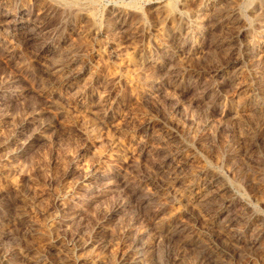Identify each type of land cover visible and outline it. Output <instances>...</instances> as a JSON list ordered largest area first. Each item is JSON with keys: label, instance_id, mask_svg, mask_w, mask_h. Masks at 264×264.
<instances>
[{"label": "rangeland", "instance_id": "374dc122", "mask_svg": "<svg viewBox=\"0 0 264 264\" xmlns=\"http://www.w3.org/2000/svg\"><path fill=\"white\" fill-rule=\"evenodd\" d=\"M0 264H264V0H0Z\"/></svg>", "mask_w": 264, "mask_h": 264}, {"label": "bare ground", "instance_id": "6f19581e", "mask_svg": "<svg viewBox=\"0 0 264 264\" xmlns=\"http://www.w3.org/2000/svg\"><path fill=\"white\" fill-rule=\"evenodd\" d=\"M25 7V6H24ZM26 8V7H25ZM29 10V9H28ZM6 12V11H5ZM26 12V11H25ZM22 14V13H21ZM23 17V16H22ZM13 20V19H12ZM20 21V20H19ZM18 20H15V25L18 26L19 24L21 23H18L19 22ZM10 23V22H9ZM4 27V26H3ZM23 27V26H22ZM20 28V27H19ZM30 29V28H29ZM25 31V30H24ZM35 34V33H34Z\"/></svg>", "mask_w": 264, "mask_h": 264}]
</instances>
